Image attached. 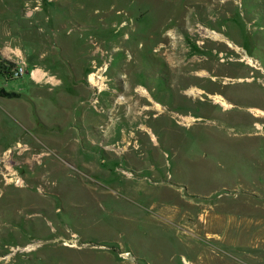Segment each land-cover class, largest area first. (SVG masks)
<instances>
[{
  "label": "rangeland",
  "instance_id": "1",
  "mask_svg": "<svg viewBox=\"0 0 264 264\" xmlns=\"http://www.w3.org/2000/svg\"><path fill=\"white\" fill-rule=\"evenodd\" d=\"M9 40L64 84L0 53V264H264V0H0Z\"/></svg>",
  "mask_w": 264,
  "mask_h": 264
},
{
  "label": "crops",
  "instance_id": "2",
  "mask_svg": "<svg viewBox=\"0 0 264 264\" xmlns=\"http://www.w3.org/2000/svg\"><path fill=\"white\" fill-rule=\"evenodd\" d=\"M19 20H20V22L23 21L20 18H19ZM20 22H18V23H20ZM19 25L20 26H17V30H16V34L18 35V39H19L18 41L29 40V41H32L35 43L38 41L35 37V33L34 34L32 33V32H34L33 27L35 24H30V23L27 24L24 21V24H19ZM29 27H30V30H29ZM41 30L44 31V29H40V31ZM13 35H14V33H13L12 29L10 28L9 31L7 32L6 36L13 40ZM12 40L8 41V46L5 47L6 49H0L1 56L4 59L14 61L18 65L25 64L27 66V70H30L28 77H29V81L32 84H34L37 87L47 86V90H49V91L56 89L58 86H62L64 84L63 81H61L55 75H53V72L50 71V69L47 70V66H45L44 68L40 67L38 65H36L33 68L28 67L27 64H29L31 62L30 61L31 56L27 55L25 50L13 48L14 42ZM39 43L42 44L44 48H47V37L41 38ZM39 56H40L41 60L47 59V53H40ZM66 66H67V68L72 70L70 65L67 64ZM83 73L85 74L86 71H81V74H83ZM87 77H88V83L90 85V87H85L86 89L89 90V93H88L89 96H88V94L86 95L88 98L87 104H91L94 107L96 100H97L96 96H94V87L96 84H93L92 82H90V75H87ZM73 78H74V73L72 72V82H73ZM75 84H76V82H75ZM75 84H72L71 86L72 87L74 86L73 88L75 90H77L78 86ZM67 85L69 86L68 82H67ZM36 91H38V90H36ZM38 92L40 93V91H38ZM83 95L81 97H83ZM83 119H84V116H83ZM53 124H55L56 126L57 125L61 126V123L59 121H55Z\"/></svg>",
  "mask_w": 264,
  "mask_h": 264
},
{
  "label": "built area",
  "instance_id": "3",
  "mask_svg": "<svg viewBox=\"0 0 264 264\" xmlns=\"http://www.w3.org/2000/svg\"><path fill=\"white\" fill-rule=\"evenodd\" d=\"M27 72V66L25 64H20L14 70H12L9 77H11V79H19L25 76Z\"/></svg>",
  "mask_w": 264,
  "mask_h": 264
},
{
  "label": "bare ground",
  "instance_id": "4",
  "mask_svg": "<svg viewBox=\"0 0 264 264\" xmlns=\"http://www.w3.org/2000/svg\"><path fill=\"white\" fill-rule=\"evenodd\" d=\"M207 35H208V37H210V38H212V39H216V38H219L220 36L219 35H216L215 33H213V32H207ZM245 58L248 60V62L249 63H253L252 62V60L247 56V55H245ZM92 82V81H91ZM142 90V89H141ZM144 90V89H143ZM140 91V90H139ZM144 92V91H143ZM146 92V91H145ZM195 94H197V93H195ZM147 95H149V94H147ZM146 96V95H145ZM217 99V101H219V102H222L223 104H225V102H224V100H222V99H220L219 97H217L216 98ZM31 247H28L27 249H30Z\"/></svg>",
  "mask_w": 264,
  "mask_h": 264
},
{
  "label": "trees",
  "instance_id": "5",
  "mask_svg": "<svg viewBox=\"0 0 264 264\" xmlns=\"http://www.w3.org/2000/svg\"><path fill=\"white\" fill-rule=\"evenodd\" d=\"M2 69H3V64L1 63L0 64V71L2 72Z\"/></svg>",
  "mask_w": 264,
  "mask_h": 264
},
{
  "label": "flooded vegetation",
  "instance_id": "6",
  "mask_svg": "<svg viewBox=\"0 0 264 264\" xmlns=\"http://www.w3.org/2000/svg\"><path fill=\"white\" fill-rule=\"evenodd\" d=\"M61 10H64V8L61 7Z\"/></svg>",
  "mask_w": 264,
  "mask_h": 264
}]
</instances>
